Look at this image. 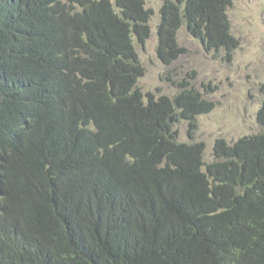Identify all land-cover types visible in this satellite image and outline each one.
Returning a JSON list of instances; mask_svg holds the SVG:
<instances>
[{
    "label": "trees",
    "instance_id": "16d2710c",
    "mask_svg": "<svg viewBox=\"0 0 264 264\" xmlns=\"http://www.w3.org/2000/svg\"><path fill=\"white\" fill-rule=\"evenodd\" d=\"M157 59L184 27L229 60L231 0H154ZM143 0H0V264H264L261 132L212 160L173 129L214 104L179 82L147 98Z\"/></svg>",
    "mask_w": 264,
    "mask_h": 264
},
{
    "label": "rangeland",
    "instance_id": "374dc122",
    "mask_svg": "<svg viewBox=\"0 0 264 264\" xmlns=\"http://www.w3.org/2000/svg\"><path fill=\"white\" fill-rule=\"evenodd\" d=\"M112 1V0H111ZM144 8L150 9L149 38L142 44L133 41L143 75L136 86L147 98L172 97L178 92V83L198 91L203 99L214 104L213 109L196 117V131L186 133L184 122L173 129L177 141L200 142L203 145L202 161L212 160V147L221 139L230 144L239 138L256 135L261 129L256 123L264 86V0H231L226 11L229 30L238 46L230 59L223 53L209 52L180 27L176 44L184 53L168 65L156 56L155 28L159 21V5L154 0H143Z\"/></svg>",
    "mask_w": 264,
    "mask_h": 264
}]
</instances>
